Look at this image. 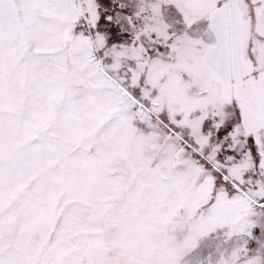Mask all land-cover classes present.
Wrapping results in <instances>:
<instances>
[{
	"label": "snow or ice",
	"instance_id": "1",
	"mask_svg": "<svg viewBox=\"0 0 264 264\" xmlns=\"http://www.w3.org/2000/svg\"><path fill=\"white\" fill-rule=\"evenodd\" d=\"M0 264H264V0H0Z\"/></svg>",
	"mask_w": 264,
	"mask_h": 264
}]
</instances>
